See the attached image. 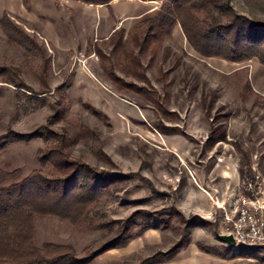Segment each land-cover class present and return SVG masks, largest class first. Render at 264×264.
I'll return each instance as SVG.
<instances>
[{"label":"rangeland","instance_id":"374dc122","mask_svg":"<svg viewBox=\"0 0 264 264\" xmlns=\"http://www.w3.org/2000/svg\"><path fill=\"white\" fill-rule=\"evenodd\" d=\"M228 1L237 15L264 23V0ZM88 6L0 0V18L6 15L29 39L10 42L0 27V66L13 69L26 88L0 84V135L46 125L69 140L67 160L97 172L136 174L151 192L135 181L119 183L82 225L36 217L35 244L69 246L85 258L117 236L112 221L141 211L165 221L90 264H141L188 236L163 264H264L261 247L229 249L215 237L227 235L218 209L225 188L264 180V65L199 56L176 25L139 52L136 37L146 34L158 3ZM118 31L124 45L113 54ZM55 144H12L0 153V167L28 174L39 150Z\"/></svg>","mask_w":264,"mask_h":264},{"label":"trees","instance_id":"16d2710c","mask_svg":"<svg viewBox=\"0 0 264 264\" xmlns=\"http://www.w3.org/2000/svg\"><path fill=\"white\" fill-rule=\"evenodd\" d=\"M71 1L89 6H109L114 0ZM139 1L159 4L154 16L146 20L148 29L144 37H136L139 52L147 42L170 35L176 25L199 56L230 63L257 59L264 65V23L237 15L228 0ZM0 27L10 42H29L25 33L6 15L0 18ZM121 45H124L123 34L118 31L113 54L120 50ZM119 82L116 79V83ZM0 84L22 93L26 90L16 72L8 67L0 66ZM121 85L132 89L131 84ZM139 90L141 94L144 92ZM41 105H34L32 109ZM35 140L46 144L56 142L50 148L39 150L35 169L24 174L19 168L7 170L0 167V264H90L107 251L125 247L144 232L157 229L165 221L156 217V213L141 211L125 220L112 221L111 225H119L117 236L85 258H79L69 246L46 243L38 247L34 242L36 217L50 216L82 225L89 222L93 207L108 197L115 185L130 180L150 192L151 189L148 181L136 174L97 172L85 164L67 160L63 150L68 147L69 140L55 135L46 125L27 134L8 131L0 135V153L12 144H27ZM182 238L172 250L154 255L141 264H163L171 260L188 244L189 236L187 240Z\"/></svg>","mask_w":264,"mask_h":264},{"label":"built area","instance_id":"2783aa9c","mask_svg":"<svg viewBox=\"0 0 264 264\" xmlns=\"http://www.w3.org/2000/svg\"><path fill=\"white\" fill-rule=\"evenodd\" d=\"M225 202L218 209L226 234L232 236L236 245L264 249V180H244Z\"/></svg>","mask_w":264,"mask_h":264},{"label":"water","instance_id":"95a60500","mask_svg":"<svg viewBox=\"0 0 264 264\" xmlns=\"http://www.w3.org/2000/svg\"><path fill=\"white\" fill-rule=\"evenodd\" d=\"M215 237L218 241L225 244L229 249H233L236 246L234 239L230 235L215 234Z\"/></svg>","mask_w":264,"mask_h":264},{"label":"crops","instance_id":"0c3cea01","mask_svg":"<svg viewBox=\"0 0 264 264\" xmlns=\"http://www.w3.org/2000/svg\"><path fill=\"white\" fill-rule=\"evenodd\" d=\"M92 8L93 6H88V8ZM96 7H98V8H103V6H96ZM230 176V175H229ZM236 184V183H235ZM235 184L234 185H231L230 187H226L225 188V194H229L231 191H233L236 187H234L235 186Z\"/></svg>","mask_w":264,"mask_h":264}]
</instances>
